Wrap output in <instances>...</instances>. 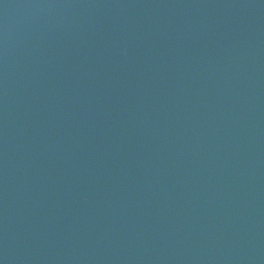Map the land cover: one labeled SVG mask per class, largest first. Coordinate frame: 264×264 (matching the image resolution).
Returning a JSON list of instances; mask_svg holds the SVG:
<instances>
[{"label": "water", "instance_id": "water-1", "mask_svg": "<svg viewBox=\"0 0 264 264\" xmlns=\"http://www.w3.org/2000/svg\"><path fill=\"white\" fill-rule=\"evenodd\" d=\"M111 264H264V0H214Z\"/></svg>", "mask_w": 264, "mask_h": 264}]
</instances>
